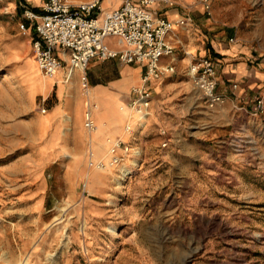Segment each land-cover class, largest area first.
<instances>
[{
	"label": "rangeland",
	"instance_id": "1",
	"mask_svg": "<svg viewBox=\"0 0 264 264\" xmlns=\"http://www.w3.org/2000/svg\"><path fill=\"white\" fill-rule=\"evenodd\" d=\"M176 1L194 19L210 17L200 14V0ZM26 5L0 0V264H264V89L250 131L234 127L227 111L222 124L214 115L221 106L209 107L193 86L189 63L198 57L183 44L177 72L151 87L149 117L118 136L131 152L118 166L96 168L91 152L95 161L107 158L115 136L100 129L94 97L98 129L85 127L84 73L74 72L70 84L68 69L53 78L41 72L35 31L21 28ZM226 30L258 66L264 0H226ZM125 65L95 57L86 72L110 87ZM129 94L113 98L114 114Z\"/></svg>",
	"mask_w": 264,
	"mask_h": 264
},
{
	"label": "built area",
	"instance_id": "2",
	"mask_svg": "<svg viewBox=\"0 0 264 264\" xmlns=\"http://www.w3.org/2000/svg\"><path fill=\"white\" fill-rule=\"evenodd\" d=\"M163 3L175 7L176 0H121L119 6L105 11L102 0H44L42 10L25 9L21 22L25 34L33 29L32 49L45 77L57 75L62 69L83 74L82 84L86 96L85 127L90 133L98 129L94 117L95 103L89 93L87 66L95 58H118L123 63L144 66L140 82L131 87L130 99L121 106L129 116L125 131L133 133L135 125L151 114L152 83L154 80L176 73V44L180 42L175 26L186 27L191 18L180 17L175 22L159 16L154 7ZM208 15L212 14V0H200ZM96 14H94V12ZM117 39V48L107 39ZM169 58V62L162 59ZM216 60L203 56L189 63L188 74L206 104L211 108L223 106L227 95L218 89ZM237 87V84H234ZM264 105L263 97L258 107ZM44 112L46 109H43ZM167 134L166 129H162ZM107 158L95 161L91 152V165L105 169L121 164L131 147L122 138H107ZM168 140L164 141V146Z\"/></svg>",
	"mask_w": 264,
	"mask_h": 264
},
{
	"label": "crops",
	"instance_id": "3",
	"mask_svg": "<svg viewBox=\"0 0 264 264\" xmlns=\"http://www.w3.org/2000/svg\"><path fill=\"white\" fill-rule=\"evenodd\" d=\"M26 2L30 4L26 5V8L40 12L44 0H26ZM165 6L163 7V13L159 14L158 11H155L157 15L164 16L170 21H176L180 17L191 18L189 25L186 27L174 25L180 39V42L176 44V50L184 44L195 57L208 56L217 62L219 71L218 89L220 92L227 95L228 104L227 106L225 104L219 107L214 112V115L221 118L222 124L226 125L227 111L234 122V127L236 125H241L244 130L250 131L249 129L253 126L252 122L259 121L260 117H262V115L254 113L252 109L256 99L259 97L258 95L264 89V58H262L261 63H258V66L251 65L250 62L255 60L253 59L255 57L237 42L238 38H236V31L232 33L226 30V0H212V14L209 15L210 17L208 18L201 17L196 19L195 17L194 19L187 12L181 11L178 6ZM116 7L117 6L103 9L108 11ZM201 8L200 14H207L204 7L201 6ZM180 34L190 35V37L185 36V38H182ZM188 38L189 40H187ZM107 41L111 46L118 47L116 38L109 37ZM112 61L113 60H108V62ZM169 61V58L162 59V62ZM131 64L133 63H129L118 70V76L112 77L110 83H108L110 87L106 86L107 83L103 82L102 79V81L98 80L100 75L97 71H94L89 78L93 97L98 102V107L100 108V114L103 115V117L105 116L104 118L102 116L98 117V123L100 129H103L107 137L115 136V138H119L118 136L126 137L128 135L125 131L127 122H125V120L122 122L123 120L119 117L120 114L123 115L124 118L128 115L126 111L121 109V106L130 99L131 87L140 82L141 75L144 71L143 65L137 64V66H134ZM98 69H100V66ZM110 75H112V73ZM158 83L159 85L162 83L161 79L154 80L152 85H158ZM234 84L238 85L237 88H234ZM122 90H129L130 94L127 100L119 106V111L121 110L122 112L120 111V113L114 114L113 107H109V105L112 101H115L113 98L116 99L117 93ZM104 92H110L111 94H108L107 97L103 94ZM109 97H111L112 100ZM153 102L154 100L152 101L151 109L153 107ZM113 104H115V102H113ZM240 105H243L244 109H239ZM221 152H223V155H226V149H223Z\"/></svg>",
	"mask_w": 264,
	"mask_h": 264
},
{
	"label": "bare ground",
	"instance_id": "4",
	"mask_svg": "<svg viewBox=\"0 0 264 264\" xmlns=\"http://www.w3.org/2000/svg\"><path fill=\"white\" fill-rule=\"evenodd\" d=\"M74 72H76V71H73L72 73H69V72H68V76H70V79H69L70 81H69V80H68V81L70 82V84H73V81H72L71 79L74 77ZM57 74H58V73H57ZM51 78H53V77H51ZM44 80H46V79H44ZM46 81H47V80H46ZM70 88H72V87H70ZM89 93H90L91 97L93 98V92H92V89H91V88H90V90H89ZM74 95H75V94H74ZM96 104H97V103H95V106H96Z\"/></svg>",
	"mask_w": 264,
	"mask_h": 264
}]
</instances>
